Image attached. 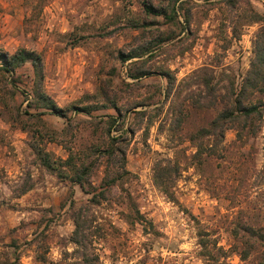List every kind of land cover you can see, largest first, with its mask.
<instances>
[{
    "label": "rangeland",
    "instance_id": "1",
    "mask_svg": "<svg viewBox=\"0 0 264 264\" xmlns=\"http://www.w3.org/2000/svg\"><path fill=\"white\" fill-rule=\"evenodd\" d=\"M188 4L186 31L167 30L169 23L145 14L139 0H0V48L40 52L43 91L73 117L66 124L63 117L31 106L32 68L25 62L15 69L13 99L7 105L0 102V264H81L67 241L73 228L69 203L87 205L90 194L43 166L31 145L55 161L67 155V147L84 153L95 144L102 148L107 138L104 122L98 120L116 115L115 109L98 106L87 115L69 106L111 101L121 115L110 133L117 135L114 141L124 150L129 172L85 209L94 218L90 229L96 263L215 264L224 258L231 264H264V240L241 227L264 228V112L255 135L238 141L234 130L226 128L223 140L213 146L216 152L202 153L198 162L189 135L207 126L216 108L174 110L190 104L191 95L203 98L201 68L212 73L221 91L230 81L239 85L259 25L250 19L251 11L264 15V0ZM177 18L183 23L180 13ZM162 32L171 38L154 47L152 56L139 57L148 72L128 75L137 57L121 61L118 50L147 44ZM38 110L40 121L30 115ZM178 114L183 117L179 125ZM49 127L62 130L57 139L48 137ZM213 141L210 135L204 144ZM167 159L178 165L170 195L152 180L153 163ZM104 167L100 156L88 177L95 188ZM130 206L143 220L126 222ZM245 245L257 248L242 257Z\"/></svg>",
    "mask_w": 264,
    "mask_h": 264
},
{
    "label": "trees",
    "instance_id": "2",
    "mask_svg": "<svg viewBox=\"0 0 264 264\" xmlns=\"http://www.w3.org/2000/svg\"><path fill=\"white\" fill-rule=\"evenodd\" d=\"M141 8L145 14L162 16L166 23H169L167 30L172 27L175 29H185L188 31L190 20V8L188 0H162L159 3H154L152 0H139ZM251 20L258 22V28L255 31L254 37L251 42V56L249 58L248 66L243 73L239 85L234 86L233 81H230L227 86L221 91L220 87H216V83L212 80V73L207 72L206 68H201L204 74L201 76L200 83L202 84L204 93L202 95L192 96L190 104L183 107L184 103H181L178 107H174L179 113L183 110H187L188 107L193 109L199 108L207 111L212 107L216 108V114L211 117L207 126H199L189 135V139L193 142L195 147L194 156L198 158V162L202 159V153L213 154L216 150L213 146L216 145V141L221 142L223 140L224 130L226 128H232L234 130L235 139L238 141H244L249 136H253L257 133L261 126V119L264 112V15L256 11H251ZM180 13L183 23L178 21V14ZM177 25V26H176ZM160 33L154 40L147 44H140L132 47L126 52L118 50L117 55L121 61H125L132 57H137L131 61V65L128 68V75L131 77H139L146 74L148 71L144 67L140 66L145 59H139L140 56L147 53L146 56H152V49L158 46L162 41L171 38V34L162 35ZM77 41L76 39H74ZM25 62H29L32 68V96L30 97V103L34 108L46 109L52 114L63 117L66 120V124H69L73 119L67 113V107L57 105L53 99L46 94L42 89L43 80V61L41 53L33 49H27L25 47H17L12 52H8L5 49L0 48V102L7 105L8 98L13 99V93L16 87V76H14L15 69ZM206 70V71H205ZM165 76H168V82H172L173 78L169 79L167 71H161ZM10 86V89L7 88ZM169 85V84H168ZM170 85L166 89V94L170 90ZM6 92L8 97H6ZM106 103H86L82 105H70L69 108L74 110V113L82 112L89 115L91 110L98 108V106L112 107L116 111V115L107 114L106 118L99 119V122H104L106 141L101 148L100 145L95 144L88 147L87 152H74L67 147V155L64 158H57V161L50 157L48 151L43 150L36 144L31 145L39 162L49 170H57L62 176H68L69 179L78 184L84 189L90 196L87 198V205H74V201L70 200V212L69 216L73 223V228L67 237V241L73 245V249L77 251L80 257L81 264H97L98 254L96 253L93 245H91V238L94 236V230L90 229V222L94 218L88 216L85 213V209L90 204L99 203L111 186L121 180L127 178L129 172L125 168V154L120 144L115 143L117 135H112L110 129L116 125V120L121 111L119 106L111 101ZM189 110V109H188ZM187 110V111H188ZM42 111L38 110L34 113H30L36 120L40 121L38 117ZM184 112V111H183ZM187 113V112H184ZM185 117V116H184ZM182 115L178 114L176 117V124L179 125L183 119ZM119 125L122 120L118 121ZM48 137L52 140L57 139V135L62 132L56 131L49 127ZM212 135L214 137L213 143L204 144L205 138ZM100 156L105 159L104 172L101 176L100 183L95 188L89 182V175L91 174L97 160ZM57 164H64L69 168L67 171H62ZM63 172V173H62ZM67 172V173H66ZM178 173V165L172 163L170 160L160 161L156 160L152 167V180L153 183L159 187L166 195H170L169 186L174 180L175 175ZM135 207L130 206V210L125 212V220L128 224L143 220ZM248 236H252L260 241L264 240V228L255 229L249 225L241 226ZM237 233V228L234 230V234ZM257 248V245H245V247L239 251L240 256L244 257L249 254L251 250ZM4 264H17L15 260L12 263L5 262ZM215 264H231L224 258L215 262Z\"/></svg>",
    "mask_w": 264,
    "mask_h": 264
}]
</instances>
